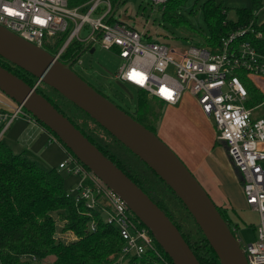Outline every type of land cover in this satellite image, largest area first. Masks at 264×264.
I'll list each match as a JSON object with an SVG mask.
<instances>
[{"label":"built area","instance_id":"1","mask_svg":"<svg viewBox=\"0 0 264 264\" xmlns=\"http://www.w3.org/2000/svg\"><path fill=\"white\" fill-rule=\"evenodd\" d=\"M152 2L159 7L168 0ZM68 4V0H0V26L44 50L47 40L70 30L65 44L52 55L62 63L67 64L62 56L72 41L90 44L88 49L99 42L124 60L117 76L121 83L167 105H177L184 92L190 93L202 112L213 120L218 141L225 145L241 179L246 205L260 215L256 241L243 249L248 264H264V118L247 107L249 93L240 77L243 73L252 81L264 78V53L243 40L248 29L232 32L215 47H174L143 41L145 34L124 23L111 24V0H90L82 7L88 6L86 12L71 9ZM86 27L88 34L81 36ZM257 37L264 39V34ZM77 64H81L79 59L74 63ZM261 87L264 91V83ZM5 100H0V140L24 110L23 105ZM51 138L60 143L54 135ZM66 151L69 158L60 168H69L70 173L83 179L79 194L68 196L90 214L106 215L105 222L119 230L125 246L118 264L130 256L140 259L147 254L155 255L162 264H170L158 250L152 233L125 202ZM90 230H97L95 221Z\"/></svg>","mask_w":264,"mask_h":264},{"label":"trees","instance_id":"2","mask_svg":"<svg viewBox=\"0 0 264 264\" xmlns=\"http://www.w3.org/2000/svg\"><path fill=\"white\" fill-rule=\"evenodd\" d=\"M89 1L68 0V3L76 5ZM111 1L114 8L119 0ZM186 1L188 0H168L166 4L159 6L162 19L177 27H185L186 23L179 10ZM255 1V11L257 10L256 13H258L264 4L262 0ZM124 2L121 0L119 6ZM201 11L210 31V36L202 42L201 47H215L232 32L250 27L254 32L249 29L243 40L250 41L258 51L264 53V39L257 37L258 31L264 33V25L258 24V15L252 10L237 9L236 22L227 21L226 8L213 0L204 3ZM69 34L70 30L47 40L45 50L55 55L65 44ZM86 47V44L77 40L72 41L64 52L62 60L67 63L76 60ZM87 50L91 51V47ZM0 66L31 87H35L38 83L37 77L1 56ZM240 77L249 93L247 106L255 109V106L262 105L264 108V93L252 80L248 79L246 74L240 73ZM37 91L166 213L200 264H221L185 204L154 170L57 90L40 82L37 85ZM98 92L116 104L106 94ZM140 95L139 108L134 113L125 112L158 136L164 107L167 104L157 98H150L142 90ZM154 99L158 100L162 107L154 108L151 105ZM78 113L86 114L89 122L80 124L75 117ZM38 123L51 133L43 123ZM54 136L56 137L55 134ZM58 141L60 142L59 139ZM63 147L66 148L64 145ZM217 207L233 234L236 235L239 228L232 224L228 217V210L218 205ZM56 216L62 223V233H73L76 240L65 242L57 238ZM94 221L97 223V230L91 231L90 224ZM156 245L167 262L173 264L157 242ZM124 246L125 241L115 226H109L104 218L96 213L90 214L85 207L78 206L75 198L68 196L64 179L56 169H41L30 159L12 152L0 140V264H118ZM122 264L162 263L155 255L147 254L140 259L130 256Z\"/></svg>","mask_w":264,"mask_h":264},{"label":"water","instance_id":"3","mask_svg":"<svg viewBox=\"0 0 264 264\" xmlns=\"http://www.w3.org/2000/svg\"><path fill=\"white\" fill-rule=\"evenodd\" d=\"M120 1L113 8L111 17L115 15ZM94 52L92 48L91 54ZM0 56L37 77V85L43 82L57 90L154 170L185 204L221 264H248L240 241L184 162L159 136L81 78L72 68L76 60L62 63L46 50L3 26H0ZM117 84L133 98L124 84ZM37 85L31 87L0 66V91L10 100L23 105L38 122L48 127L70 153L125 202L173 264H200L166 213L49 100L39 94Z\"/></svg>","mask_w":264,"mask_h":264},{"label":"rangeland","instance_id":"4","mask_svg":"<svg viewBox=\"0 0 264 264\" xmlns=\"http://www.w3.org/2000/svg\"><path fill=\"white\" fill-rule=\"evenodd\" d=\"M124 1L116 11L111 24L121 22L145 34L143 41L158 42L174 47H191L202 46V42L210 36V31L201 11V6L211 0H188L183 4L179 13L186 23L185 27H177L170 22L164 21L159 7H155L152 0ZM213 1L217 4H222L226 8L227 21L236 22L238 20L237 9L245 8L252 10L258 15V24L264 25V7L256 13L255 0ZM262 1L264 4V0ZM83 6L84 4L82 3H77L76 5L68 4V7L71 9L81 8L80 12H86L88 6L82 8ZM94 16L98 15L96 14ZM249 29L251 28L249 27ZM86 31H88V27L84 28L81 36L88 34ZM251 31L254 32L253 29ZM260 33L262 32L258 31L257 35ZM92 48L95 49V52L91 54L90 50L84 51L79 59L81 64L74 65L73 70L92 87L114 99L116 105L124 111L134 113L139 108L140 90L125 83L124 86L133 96V98H130L117 84L120 82L117 76L124 60L120 58L117 52L102 48L99 42L93 43ZM261 81L256 79L253 83L264 93L261 87L263 80ZM5 99L9 98L0 91V100L6 101ZM195 102V98L190 93L184 92L180 106L185 107L186 105L187 107L185 108H191V106H195ZM151 103L156 109L162 107V104L156 99L151 101ZM255 107L256 116L264 118L263 106L259 105ZM75 117L80 124L89 122V117L86 114L78 113ZM30 118L32 121H29ZM190 118L193 123L200 127L199 129L203 133L204 140L207 141L191 142V138L184 135V132H173V135L170 133V136H168L167 134L164 135L165 132L163 131L161 136L160 133L158 136L178 154L188 168L190 167L189 170L192 173L191 164L183 159L184 151L187 153L191 151V154L195 153L197 156H195L196 159L198 158L197 161L201 162L203 160V163L207 166L212 163L220 179L231 185L230 202L234 211L228 210V217L232 221V224L239 228L236 231V236L241 246L243 248L247 247L256 241L255 232L260 224V215L249 209L246 205L244 195L242 197L241 181L224 147L217 142L218 135L213 120L207 118L203 113L197 114L194 111H192ZM51 137L52 132L49 133L24 108L20 118L13 123L1 141L12 152L30 159L41 169H56L64 179V187L67 193L76 196L79 194L78 190L83 181L82 176L70 173L69 168H60L61 164H64L68 160L69 155L60 143L56 140L51 141ZM176 142H181L185 146L183 151L177 150L175 147ZM228 205L230 206V204ZM103 217H106V215ZM56 219L57 238L65 242L73 241L72 238L74 237L69 238V236H63L62 223L57 216Z\"/></svg>","mask_w":264,"mask_h":264},{"label":"crops","instance_id":"5","mask_svg":"<svg viewBox=\"0 0 264 264\" xmlns=\"http://www.w3.org/2000/svg\"><path fill=\"white\" fill-rule=\"evenodd\" d=\"M257 79H259L260 81L263 80V83H264V78H257ZM195 103H196L195 106H191V108H185L187 107L186 105L185 107H182L180 106L181 105L180 103H178L177 105H166L164 107V114H163V117L160 123L158 134L160 133V136H161L162 132L164 131L165 132L164 135L167 134L168 136H170V133L173 135V132H184V135L189 136L191 138L192 140L191 142L204 140L203 133L199 129L200 127L196 125L195 123H193L190 118V116H192V111H194L197 114L203 113L197 101ZM27 128L29 127L27 126ZM204 141H207V140H204ZM217 142H219L218 139H217ZM219 144L224 147V150L227 154L225 145L220 142ZM175 147L177 148L178 151H183L185 148V146L181 142H176ZM195 156H196L195 153L191 154V151L189 153L184 151L183 159L186 162L188 161L191 164L193 174H195V177L198 178V181L205 188V190L210 194L214 202L218 206H221V204H223V206L221 207L226 208L227 210L234 211V208L232 207L231 202H230L231 185L220 179V177L214 170L212 163L209 164L210 166L209 167L203 163V160L201 162L197 161L198 158L196 159L197 156L196 157ZM241 185H242V182H241ZM241 194L243 197V190H241ZM228 204H230V206ZM63 236H69V238L74 237L72 239L76 240V236L73 233H66Z\"/></svg>","mask_w":264,"mask_h":264},{"label":"flooded vegetation","instance_id":"6","mask_svg":"<svg viewBox=\"0 0 264 264\" xmlns=\"http://www.w3.org/2000/svg\"><path fill=\"white\" fill-rule=\"evenodd\" d=\"M110 99H112L109 95H107ZM114 101V99H112ZM115 102V101H114ZM116 103V102H115Z\"/></svg>","mask_w":264,"mask_h":264}]
</instances>
